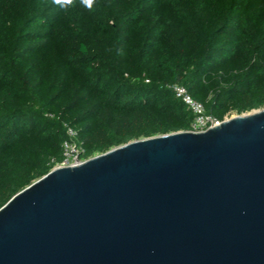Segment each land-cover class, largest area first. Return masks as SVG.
I'll return each instance as SVG.
<instances>
[{
  "label": "trees",
  "instance_id": "16d2710c",
  "mask_svg": "<svg viewBox=\"0 0 264 264\" xmlns=\"http://www.w3.org/2000/svg\"><path fill=\"white\" fill-rule=\"evenodd\" d=\"M264 107V0H0V207L63 160Z\"/></svg>",
  "mask_w": 264,
  "mask_h": 264
},
{
  "label": "water",
  "instance_id": "95a60500",
  "mask_svg": "<svg viewBox=\"0 0 264 264\" xmlns=\"http://www.w3.org/2000/svg\"><path fill=\"white\" fill-rule=\"evenodd\" d=\"M0 264H264V107L52 168L0 207Z\"/></svg>",
  "mask_w": 264,
  "mask_h": 264
},
{
  "label": "built area",
  "instance_id": "2783aa9c",
  "mask_svg": "<svg viewBox=\"0 0 264 264\" xmlns=\"http://www.w3.org/2000/svg\"><path fill=\"white\" fill-rule=\"evenodd\" d=\"M171 88L174 91L175 96L179 98L194 114V118L191 122V129L189 131H204L209 127L216 126L220 123L221 120H218L205 112L203 105L195 101L184 86L173 84ZM75 135L76 133L74 130L71 128L67 129L68 139L63 142V160L56 166L75 165L87 159L84 157L85 150L83 146L75 141Z\"/></svg>",
  "mask_w": 264,
  "mask_h": 264
},
{
  "label": "clouds",
  "instance_id": "9594fccd",
  "mask_svg": "<svg viewBox=\"0 0 264 264\" xmlns=\"http://www.w3.org/2000/svg\"><path fill=\"white\" fill-rule=\"evenodd\" d=\"M75 0H52V3L59 6L60 8L67 9L69 7L74 6ZM81 4L88 8L92 9L95 0H80Z\"/></svg>",
  "mask_w": 264,
  "mask_h": 264
},
{
  "label": "rangeland",
  "instance_id": "374dc122",
  "mask_svg": "<svg viewBox=\"0 0 264 264\" xmlns=\"http://www.w3.org/2000/svg\"><path fill=\"white\" fill-rule=\"evenodd\" d=\"M235 115H237L235 112H232V113H230L229 115H227L226 116V118H229V117H231V116H235ZM96 155V154H95Z\"/></svg>",
  "mask_w": 264,
  "mask_h": 264
}]
</instances>
